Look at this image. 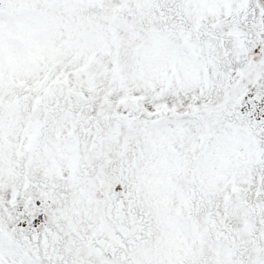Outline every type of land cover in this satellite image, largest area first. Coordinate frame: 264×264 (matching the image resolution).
Here are the masks:
<instances>
[{
	"label": "snow or ice",
	"instance_id": "1",
	"mask_svg": "<svg viewBox=\"0 0 264 264\" xmlns=\"http://www.w3.org/2000/svg\"><path fill=\"white\" fill-rule=\"evenodd\" d=\"M0 264H264V0H0Z\"/></svg>",
	"mask_w": 264,
	"mask_h": 264
}]
</instances>
